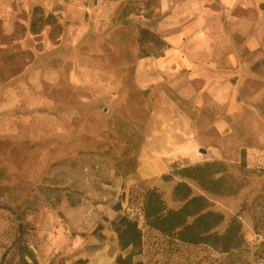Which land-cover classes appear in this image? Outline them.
Masks as SVG:
<instances>
[{"label": "rangeland", "instance_id": "rangeland-1", "mask_svg": "<svg viewBox=\"0 0 264 264\" xmlns=\"http://www.w3.org/2000/svg\"><path fill=\"white\" fill-rule=\"evenodd\" d=\"M243 1L230 30L237 63L212 75L233 95L206 108L178 92L184 80L199 82L190 63L177 76L154 63L167 50L154 29L161 0H0V264H33L26 247L37 259L38 227L50 216L66 223L72 210L77 226L95 234L106 225L116 232L125 215L139 221L141 247L120 244L115 264L129 254L122 264H264V0ZM243 22L247 36L234 31ZM254 36L251 49L246 37ZM171 144L182 146L169 155L179 165H226L236 193L191 185L225 215L221 232L239 217L242 247L221 253L142 224L154 185L179 207L177 178L130 182L151 149Z\"/></svg>", "mask_w": 264, "mask_h": 264}, {"label": "crops", "instance_id": "crops-1", "mask_svg": "<svg viewBox=\"0 0 264 264\" xmlns=\"http://www.w3.org/2000/svg\"><path fill=\"white\" fill-rule=\"evenodd\" d=\"M161 4L162 21L154 29L163 36L167 50L163 56L155 59V65L164 71L161 73L166 75L170 71L177 76L180 75L181 67L190 63L192 76L197 77L199 82L190 86L189 80H184L177 86L178 92L188 101H200L206 108L225 104L233 95V88L227 81L215 82L212 75L219 73L220 69L232 68L237 63L229 44L230 30L238 25L234 11L244 6V1L161 0ZM234 31L247 36L244 22ZM246 46L257 48L259 41L255 36L246 37ZM217 55H220L218 61L215 57ZM165 119L171 121V117ZM173 138L168 136L166 140L171 142ZM180 148L182 146L179 144H171L163 150L151 149L133 174L130 181L132 185L151 181L155 177L161 178L176 166L183 167L184 164L175 163L169 156L174 149ZM73 212L67 215L66 223L61 216H50L38 227L42 239L36 250L39 263L51 264L54 260L58 263L65 260L68 263L84 259L87 264H115L120 252L117 233L114 230L108 231V225L107 230L101 234H95V230L90 227L77 226ZM142 217L143 224L144 215Z\"/></svg>", "mask_w": 264, "mask_h": 264}, {"label": "trees", "instance_id": "trees-1", "mask_svg": "<svg viewBox=\"0 0 264 264\" xmlns=\"http://www.w3.org/2000/svg\"><path fill=\"white\" fill-rule=\"evenodd\" d=\"M99 1V0H94ZM162 181L169 183L177 178L172 189V199L179 207H170L159 186L154 185L144 193V224L156 230L164 237L183 244L210 246L221 253H230L242 247L246 239L243 236V223L233 216L228 227L221 232L219 228L225 222V215L211 209V202L204 194H194L192 182L211 195L227 196L237 192L235 181L227 173V167L219 161L176 168L164 174ZM137 219L125 215L114 224L122 250L130 247L137 249L142 245L143 230ZM33 264L37 263L34 251L26 247ZM132 256L128 255L130 260ZM119 256L118 264L125 262ZM86 263V261H84Z\"/></svg>", "mask_w": 264, "mask_h": 264}, {"label": "water", "instance_id": "water-1", "mask_svg": "<svg viewBox=\"0 0 264 264\" xmlns=\"http://www.w3.org/2000/svg\"><path fill=\"white\" fill-rule=\"evenodd\" d=\"M200 151H202L203 153H206V151L204 149H201Z\"/></svg>", "mask_w": 264, "mask_h": 264}]
</instances>
